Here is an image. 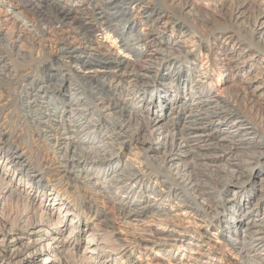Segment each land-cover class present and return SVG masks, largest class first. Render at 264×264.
Here are the masks:
<instances>
[{
  "label": "bare ground",
  "instance_id": "bare-ground-1",
  "mask_svg": "<svg viewBox=\"0 0 264 264\" xmlns=\"http://www.w3.org/2000/svg\"><path fill=\"white\" fill-rule=\"evenodd\" d=\"M5 3L40 26L38 34L27 35L31 44L40 48L37 60L23 54L21 58L29 59L23 66L28 74L30 69L34 70V62L45 60L41 62L43 73L31 74V78L17 82L16 87L20 88L19 105L27 122L39 131L41 138L53 141L58 173L69 180H81L93 194L113 203L122 221L144 228L158 223L161 228L150 233L146 241L160 246L158 250L167 252L169 258L172 253L166 247L185 243L191 251L189 259L180 264L213 263L204 250L206 241L191 235L184 242L183 235L171 226L169 219L175 215L173 210L179 208L170 207L172 199L182 204L183 213L204 226L219 232L226 228L237 232L235 238L225 237L229 238L230 248L236 250L238 264H264V134L242 108V104H250V109L264 107V0H212L210 7L192 5L189 0ZM140 4L138 21L144 25V32L133 29L137 19L130 16L132 6ZM162 19L184 35L192 33L191 21L209 30L215 43L203 45L198 37L199 48L208 55H222L219 59L223 61V75L237 88L232 95H213L200 71L187 64L176 65L183 60L194 64L188 53L178 49V41L168 50H156L160 55L155 64L143 59L149 46L164 42L157 30ZM221 22L231 28L220 29L217 24ZM100 31L104 36L111 33L113 43L117 40L115 48L131 58L122 60L111 53L109 46L97 37ZM15 38L20 42L24 34ZM3 40L0 38L2 43ZM45 40L54 44L47 57H43ZM6 61L0 48L2 79L12 78L15 72ZM159 67L168 69L163 77L157 75ZM116 71L131 78L124 104L118 101L120 95L110 89L108 78ZM102 74L107 78L100 80ZM74 75L76 80L72 79ZM64 88H68L69 96L59 101ZM93 111L98 114L88 119ZM101 127L109 129L95 141ZM1 136L0 132V205L3 198L21 196L23 186L26 187L22 192L28 189V197L35 190V197L40 195L41 201L47 200L53 185L44 179L47 171L34 169L23 152L15 150ZM129 143L139 145L141 158L153 162L156 170L120 162L119 153ZM254 173H262V177L250 182L249 195L239 199L228 214H221L219 209L236 198L237 189ZM57 196L58 193L53 200H59ZM58 212L61 219L71 214L70 208ZM46 222H33L26 235L40 232ZM70 225L73 231L76 226ZM60 226L56 223L53 230H46L44 237L26 242L13 228H1L0 263L22 264L30 258L28 264H36L41 250L51 252L52 256L59 254L63 259L70 252L71 239L60 236ZM87 243L94 244L90 237ZM31 246L33 250L22 256L23 250ZM104 250L95 244L86 252L101 259ZM55 260L45 256L43 262ZM64 262L63 259L57 264Z\"/></svg>",
  "mask_w": 264,
  "mask_h": 264
},
{
  "label": "rangeland",
  "instance_id": "rangeland-1",
  "mask_svg": "<svg viewBox=\"0 0 264 264\" xmlns=\"http://www.w3.org/2000/svg\"><path fill=\"white\" fill-rule=\"evenodd\" d=\"M145 1L148 2L152 0ZM189 2L192 5H205L210 7L212 0H189ZM144 4L146 5V3H143V5ZM141 5L142 4L133 5L130 11V16L134 20L137 19V24L133 23V29L137 30L140 28L141 31L144 32V25L141 26V23L138 21ZM17 11L18 10L14 9L13 7L8 6L5 3V0H0V38L4 39L3 43L0 41V48L4 52V56H6V62L9 63L11 66L10 68L16 72V74H14L15 72H12V78L2 79L0 76L1 137L2 140L9 143L12 147L14 146L13 148L15 150L18 152H23L24 158L27 159L26 162L31 164L34 169H44L47 171V176L45 175L44 179L45 181L48 179V181H50L48 184L51 185L52 183L54 186L51 185L52 189L48 190L52 194L47 200L44 199L41 201L40 195L35 197V190L30 192L35 198L33 196L28 197L25 194V191L28 189L22 192L23 187L26 186L21 187V196H11L1 199L2 205H0V229L4 227L13 228L16 230L17 234L22 235V241L26 242L27 240L35 237H44L46 230H53L54 225L59 223L61 225L60 229L62 230V234L60 236L62 238H67L70 236L69 238L71 239V244L69 247L70 252L68 255H63V259L65 261L64 264H180V262H183L184 259H189V251H191V249H188L185 246V243L183 244L182 242H177V247H166L168 250H170L168 253L170 255L172 253V258H169L170 256L166 254L167 252L163 253L158 250L160 246L150 244L146 241L149 238L148 236L150 233L156 232V229L161 228L158 223L144 228L139 225H133V223L124 222L117 216L113 203L103 200L99 196L93 194L89 188H86V185L81 183V180H69L66 177L64 178L61 172L58 173L60 169L57 161L58 159L56 156V151L54 145H52L53 141L49 142L48 140L41 138L39 131H36L37 129H34L29 121L27 122V119L25 118L19 105L18 99L21 92L20 88L16 87L18 86L16 83H21V80L29 79V77L31 78L32 75L36 74L38 76L42 74L43 70L41 62H45V60L41 58L40 60L38 59L40 62H34V67H32L34 70L30 69V74H28V70H25V67L23 68V66L27 63L26 59L27 61H29V59L23 58L25 60L24 61L21 58L22 54L25 57L30 56L33 57L35 61L37 60L36 58L39 55L38 51L40 48L37 47V45L31 44L32 41L27 35L38 34L36 30H39L40 26H35L33 21L31 22ZM244 15L248 17L249 13L246 12ZM190 24L191 26H189L191 27L190 29L192 33L190 35H184L179 30H176V27H172V24L165 23V19H162L158 24L157 30L159 32L160 38L164 39V42L149 46L147 49V54L143 59L146 62L152 61V63L155 64L157 61L156 57L160 55V53H155V51L158 49L168 50V48L174 46L173 43L178 41V49L184 53H188L187 56L192 57L194 64L185 62V60H183L176 65L180 64L183 66L187 64L190 67H194L196 70L200 71L198 73H202L201 75L206 76L208 83L207 85L210 87V92L213 95H232V93L235 92L237 88L233 87L235 85L232 83L226 81V77L223 75V61L219 59L222 55L215 52H212V54L209 55L205 54L203 49L199 48L198 45V37H200V39L203 41L202 44H213V42L215 43L216 40L213 38V35L210 34L209 30L205 29L202 24L195 21H191ZM217 26H219L220 29L229 30L231 28L229 25L223 22L218 23ZM17 34L20 36L24 34V38L20 42L15 38V35ZM96 35L99 39L102 38L103 44H107L111 53H113L115 56L122 60L131 58V56L126 54V52L115 48V43H117V40L113 43L111 33L104 36V34L100 31L96 33ZM124 37L127 38L128 33H126ZM201 40L199 41V44L201 43ZM42 45L44 53L46 52L45 56L43 57H47L50 54L52 50L51 48H53L54 44L49 40H45ZM118 46L119 44L116 45V47ZM214 50L217 51V47ZM40 55L42 54L40 53ZM167 71L168 69L166 70L159 67L157 75L159 77H163L164 73ZM75 75H77V73H75ZM75 75L72 77L73 80H76ZM99 78L100 80H104L107 77L102 74ZM108 80L109 83L112 84V86H110L111 91L115 95H120L118 101L124 104L127 99L125 93L130 88L128 86L130 85L131 78L128 75L123 74L122 71H116V74L113 75L112 78H108ZM64 89V95L59 96V101H65L69 96V91H67L68 88ZM239 97H241V93ZM249 107L250 104L245 106L242 104V108L246 112V115L248 114V118H252L258 130L264 134V107L252 106L251 109ZM167 111L168 109H166V112ZM97 114L98 112L93 111L87 117L88 119H91L92 116H96ZM106 129L109 128L101 127L98 130L95 141L100 138L103 132H106ZM119 160L123 163L130 162L137 168H147L148 171H152L153 168L156 170V166L153 164V162H150V160L146 162L144 157L141 158L139 145L134 143H129L126 145V147L121 149L119 153ZM260 177H262V173H256L255 175L248 177L244 185L240 186V189H237V195L235 196L236 198L226 202V206L220 208L219 212L223 215H226L229 213L231 208L233 210L236 207L239 199L245 198L244 196L246 194L249 195L251 192L252 187L250 182L253 179L258 181ZM157 178L159 180L161 179V176L158 175ZM153 180L154 179H152V181ZM57 193L59 200H53ZM226 195V193H220V196L226 197ZM253 195H255V192ZM171 202L172 203L170 207L177 205L179 208L173 210L175 215L169 220L172 223L171 226H173L175 230L183 235L182 240L184 242L185 240H189V236L191 235L206 241L204 250L205 253H209L208 255L211 257L210 261L213 264L239 263L236 250H232L230 248L229 238L227 236L225 237V235H228L231 238H235L237 236V232H232V230H229V228L222 229V231L219 232L213 227H206L196 218L189 216L187 213H183L184 210L182 208V204H180L178 201L172 199ZM65 208H70L71 214L63 216L61 219V214H59L58 211H62ZM48 213L50 214L49 216ZM46 215L49 218L46 217ZM40 220L43 222H48H46L47 224L42 227L40 232L26 235V232L29 231L31 224ZM65 223L66 225H64ZM70 223L73 226H76L73 231L71 229L72 226H69ZM91 233L93 234L91 235ZM25 235L26 237H24ZM89 237L91 241L94 242V244L87 243ZM206 237H210V240H206ZM138 238H141L142 240L138 241ZM95 244L105 248L104 254H102L103 257L101 259H96L94 258V255L86 252V249H91V247L95 246ZM33 247L34 246L24 249L21 255L25 257L31 250H33ZM45 256L56 259L54 262H49V264H57L59 261L63 260L62 256L59 254L52 256L51 252L41 250L39 253H37L35 263L45 264V262H43ZM29 260L30 258L26 259L22 264L30 263Z\"/></svg>",
  "mask_w": 264,
  "mask_h": 264
}]
</instances>
